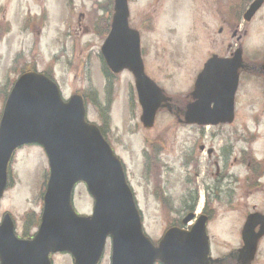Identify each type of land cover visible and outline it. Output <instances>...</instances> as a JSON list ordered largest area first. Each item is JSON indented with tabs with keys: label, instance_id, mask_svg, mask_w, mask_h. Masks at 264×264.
<instances>
[{
	"label": "rangeland",
	"instance_id": "rangeland-1",
	"mask_svg": "<svg viewBox=\"0 0 264 264\" xmlns=\"http://www.w3.org/2000/svg\"><path fill=\"white\" fill-rule=\"evenodd\" d=\"M50 1L0 0V116L4 107L3 96L9 93L13 83L25 70L36 69L41 73L46 72L55 80L65 100L80 94L87 107V120L102 128L105 138L122 161L127 181L142 216L144 232L152 238L158 237L165 224H170L175 219L161 213L159 202L150 193L153 186L160 181L165 182L166 187L172 192L176 209L180 208V197L190 187L189 184H192V190L197 198L200 194H204L206 198V189L214 186L212 180L213 174H216L214 160H210L211 163L204 161L196 170L191 171L189 179H186V174L175 160L176 155L186 147L196 150L203 144L218 154L221 153L220 156L223 153L224 157L230 155V179L232 175L237 174L240 183L230 190L235 196L240 194L243 180L247 177L259 178L264 183L262 176L264 105L257 98L256 92L252 97L247 94L251 85L255 87L253 82H249L251 85L249 83L244 85L242 92L244 96L237 107L239 115L243 114L245 117V129L242 134L236 133L239 130L240 118L236 119L231 127L218 125V128L210 129L196 127L185 129L165 110L158 111L154 126L146 130L139 120L141 108L131 73L124 71L116 76L110 73L113 79L108 80L103 71L104 61L101 62L103 59L100 50L109 31L112 0H58L57 9H61L62 13L57 16L56 9H53V18L49 20L48 16L44 15L43 8H48ZM130 2L136 20L130 17L129 24L141 34L140 49L145 73L167 95L175 98L189 88L193 73L202 68L209 51L207 43L195 42L196 33L202 39V30L194 28V17L200 11L196 12L191 0H130ZM98 7L101 11H98ZM148 11L154 15L152 25L137 28V24L141 23ZM82 14L85 15L81 23L82 26L86 25L84 32L80 31L77 23ZM99 14L107 20L102 27L94 25ZM61 15L67 16L69 21L64 19L63 25L59 26L60 23L55 24V20L62 22ZM30 17L31 24L26 27V18ZM256 23L260 33L253 39L262 45L261 51H264V31L260 28L264 25V11ZM18 56L21 60L14 64ZM151 145L162 149L161 164L166 162L168 168L160 170L159 167L151 166L150 172L154 178L149 180L143 154L147 148L148 152L151 151L149 149ZM251 154L256 160L255 163L260 166V172L252 173V176L246 170V164H252ZM243 155L245 165L233 166L236 164L234 159ZM202 159L204 160L205 156H202ZM9 173V185L0 203V216L4 213L11 215L18 236L26 230L34 234L36 228L31 229L24 224V217L27 215L34 220L41 214V193L46 181L44 174L48 173L47 159L42 148L37 145L20 148L13 157ZM262 187L259 186V191L252 192L247 197L244 208L261 203L264 198ZM223 189L226 190L227 187L224 186L220 190L215 187L214 193L209 192L210 199L207 201L218 211L207 229L214 253L219 251V247L225 242L232 244V248L235 247L236 239L234 240L233 232L237 228L229 224H233L234 216H238L243 210L239 209L236 214L225 215L221 202L219 206H214L216 198L220 196L222 200ZM241 203H244V200ZM73 206L79 214H91L93 200L83 185H78L74 190ZM163 217L169 218L168 221ZM53 262L71 264L70 258L65 256H57ZM101 264H110L109 246L104 252ZM259 264H264V250Z\"/></svg>",
	"mask_w": 264,
	"mask_h": 264
},
{
	"label": "water",
	"instance_id": "water-1",
	"mask_svg": "<svg viewBox=\"0 0 264 264\" xmlns=\"http://www.w3.org/2000/svg\"><path fill=\"white\" fill-rule=\"evenodd\" d=\"M127 0H115L109 36L101 49L106 66L118 74L132 73L141 123L151 128L155 114L170 100L143 71L139 36L127 25ZM215 65L207 63L196 82V99L186 117L198 125H217L230 115L224 104L210 110L206 93L222 86ZM225 82H223V85ZM40 145L48 158L49 178L43 196L38 232L29 241L18 240L5 220L0 227V264H50L49 254L69 253L74 264H97L106 239L112 241L111 264H207L208 239L203 218L189 232L170 229L153 247L142 233L141 220L120 161L98 129L85 122L80 96L63 102L57 86L33 72L15 83L0 123V198L7 183V167L14 151ZM83 183L93 199L90 217L78 216L72 192ZM185 219L184 224L189 222ZM264 235V229L261 235ZM251 249V258L255 247Z\"/></svg>",
	"mask_w": 264,
	"mask_h": 264
},
{
	"label": "flooded vegetation",
	"instance_id": "flooded-vegetation-1",
	"mask_svg": "<svg viewBox=\"0 0 264 264\" xmlns=\"http://www.w3.org/2000/svg\"><path fill=\"white\" fill-rule=\"evenodd\" d=\"M191 3L197 13L200 11V13L194 17V28H200L202 30L201 36L203 39H200L199 34L196 33L195 42L196 44H204L203 42L207 43L209 51L206 54V60L203 63L202 68L193 73L194 75L190 81L189 88L184 93L176 95L175 98H171V105L162 110L172 114L176 123L185 129L191 127L210 129L218 128V125L221 127H231L234 125L236 119L240 118L239 130L236 131V133L239 134L240 132L242 134L245 129V117H243V114L241 116L239 115L237 107H239L238 103L244 96L242 92L244 91L245 84L253 82L255 87L249 83L251 86L248 85L250 88L248 89L247 94L252 97V95L256 92L258 95L257 98L264 105V51H261L262 45L256 43V40L253 39L257 36V33H260L256 22L259 20L262 11H264V0H191ZM52 5L54 6L53 8L51 7ZM58 6V0H51L49 7L43 8L44 15H47L48 19L51 20L53 18L52 10L56 9L55 12L57 13V16H59L62 13V10L57 9ZM114 6L115 0H112L113 15ZM127 8L128 26L132 30L137 31L140 37V32L133 29L129 24L130 17H133V19L136 20L130 0H127ZM98 11H101L99 7ZM113 15L110 17L109 27L111 26L110 22L111 19H113ZM144 16L141 23L137 24V28L152 25L154 21L153 12L148 11ZM84 17L85 15H80L77 22L79 24L78 28H80V31L83 32L86 27L85 24L83 26L81 25L82 21H84ZM64 19H68L69 21L67 16L61 15L62 22L57 21V19L55 20V24L56 22H59V26H62ZM30 20H32V17H30V19L26 18V27H28L29 23L31 24ZM106 22L107 20L102 18L101 14H99L94 25L102 27ZM260 28H263L264 31V25ZM205 38L207 39L205 40ZM19 57L20 56L17 58ZM211 61L215 65L214 73L220 76L222 86L216 89V91H219L216 94H213L211 91L206 93L208 104L203 107H207L209 105L210 110H212L216 104H224L229 108L230 115L226 116L225 122L218 124L216 127H203L198 126L195 123H191V119L186 117V114L188 112V107L198 101L195 97L197 96L196 82L198 76L201 74L204 65L211 63ZM223 82H225L224 85ZM7 95L2 98V102L4 100V107L6 105ZM100 130H102V128H100ZM149 149L151 150L150 152L147 151L148 148L144 151L143 158L147 179L151 180L154 178L153 174L150 172L151 166L159 167L160 170L162 168L167 169L168 167L165 164L166 162L161 164L163 160L161 159L162 149L160 147L151 145ZM220 154L221 153L218 154L213 149L205 147L201 144L196 150L187 149L186 147L176 155L175 160L180 164L186 174V179H189L190 172L196 170L204 161L206 163H211L210 160H214V170L216 172V174H213L212 177L214 186L206 189V198L204 194H200L199 200L192 190V184H189L190 187L180 197V208L176 209L173 204L174 200L172 199V192L166 187L165 182L160 181L157 183V185L153 186L150 190V193L153 195L154 199L159 202L158 205L161 213H163L164 216H172L175 219L172 223L165 224L162 233L160 235L158 234V237L152 238L146 233L145 235L149 237L154 247H157L169 229L177 228L182 232H189L191 228L197 224L198 220L203 218L209 248L207 264H259L262 250H264V236H259L261 235V231L264 229V198H262L261 203L257 206H251L250 208L246 206L244 208V205H246V199L252 192L259 191V186H263L261 191L264 195V183H262L259 178L252 179L251 177H247L243 180V186L240 188V194L238 196L231 194L230 190L240 185L239 180L237 179L238 175L234 174L232 175V179H230V155L224 157V153L221 156ZM202 156H205L204 160L202 159ZM234 162L236 164L233 166H244L246 162L245 155H243V157L238 156V158L234 159ZM250 162L252 164H246V170L251 174V176L252 173H259L260 166L255 163L256 160L252 157V154L250 155ZM9 181L10 173L8 169V185ZM224 186L227 187V189H223L224 195L222 196V200H220V196L216 198L217 201L215 200L214 206H219L221 202L223 208L225 209V215L227 213L236 214L239 209L243 210L238 216H234L233 224L228 223L230 226L237 228L234 231L235 233L233 232V235L235 236L234 240L236 239L235 247L232 248V244L223 241V243H225H222L223 245L219 247V251L214 253L207 229L211 221L215 219L218 211L216 207L215 209L213 206L211 207L207 201L210 199L209 192H213L215 187L220 190ZM242 200H244V203H241ZM89 215L90 214L85 216ZM9 216L11 215L8 213H4L0 216V226H2L5 220H9L11 225H13V233L18 240H31L39 226L40 216L36 217L34 220L25 216L24 224L30 226L31 229H36L34 234H31L29 230H26L20 236H18L15 231L14 219ZM187 218L190 219V222L187 225H184L183 223ZM163 219L168 221L169 218L166 219L163 217ZM248 244L251 245L252 248L255 247V254L253 258H251V249H247ZM108 246L110 248L111 259V239L108 238L99 264H101L104 252ZM65 255L70 258V261L73 264L72 258L67 254ZM65 255H50L52 264H54L53 259L55 257ZM154 264L162 263L156 261Z\"/></svg>",
	"mask_w": 264,
	"mask_h": 264
}]
</instances>
